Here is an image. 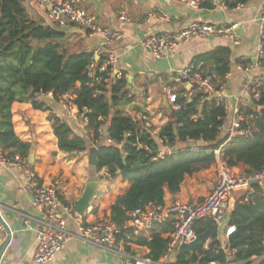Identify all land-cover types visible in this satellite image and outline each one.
<instances>
[{
  "label": "trees",
  "instance_id": "1",
  "mask_svg": "<svg viewBox=\"0 0 264 264\" xmlns=\"http://www.w3.org/2000/svg\"><path fill=\"white\" fill-rule=\"evenodd\" d=\"M221 1L233 8L250 0ZM202 4L212 6L210 1ZM230 56L229 47L216 46L194 56L190 63L200 65L201 77L210 76V86L217 89L231 70ZM103 59L96 60L92 52L70 50L64 33L34 17L24 0H0V152L28 160L35 146L34 162L29 166L41 167L44 176L50 165L64 170L58 152L81 156L94 150L96 169L107 173V195H114L108 205L109 218L123 225L129 212L149 203L162 205L165 189L177 192L185 175L216 161L213 150L225 138L218 132L224 114L212 102L201 101L208 95L202 88L187 100L182 97L186 89L179 85L174 88L179 108L171 109L166 124L153 132L139 115L124 113L123 105L131 100L124 77L105 88L107 72L99 71ZM235 61L241 65L250 62ZM259 62L264 65V57ZM260 91L258 100L240 106L245 136L221 150L220 159L234 173L250 175L264 168V78ZM49 92L55 102L65 94L71 97L70 112L86 120L83 132L71 127L41 97ZM101 127L104 131L100 134ZM187 140H202L203 148L192 151ZM168 147L173 152L160 156L162 148ZM73 187L76 192L71 193L70 204L81 193L80 185L73 183ZM245 195H240L230 211L229 223L236 231L229 238V246L236 252L228 259L264 264V188L254 186L246 200ZM192 227L196 239L177 247L175 263H226L213 221L199 219ZM169 231L170 226L161 228L133 242L146 247L147 258L156 261L167 244L162 233Z\"/></svg>",
  "mask_w": 264,
  "mask_h": 264
},
{
  "label": "crops",
  "instance_id": "2",
  "mask_svg": "<svg viewBox=\"0 0 264 264\" xmlns=\"http://www.w3.org/2000/svg\"><path fill=\"white\" fill-rule=\"evenodd\" d=\"M24 4L34 17L44 24H48L45 10L38 5L36 0H24ZM211 5V7L203 6V4L191 7L177 0H81L82 8L94 15L101 27L120 31L121 39L108 46L100 36L75 26L68 25L59 30L64 33L65 44L72 51L92 52L96 60L103 58L109 51L117 55L116 67L127 80L128 95L131 97V100L122 107L124 113L128 115H140L141 112L148 114L153 126L158 131L166 124L168 112L172 109L161 86L163 83L169 85L170 82L172 85L169 86L172 88L182 85L175 83L173 78L178 76L194 56L210 51L216 46H227L231 49V70L225 76V90L231 101L232 96L240 88L243 76V73L237 68L238 64L235 63V60L255 61L257 19L259 14L264 11V0H250L244 5H237L233 8L226 7L221 0ZM121 9L126 10V14L130 18L128 21L119 20ZM146 17H148L147 22H145ZM192 22L212 25L237 23L240 41L238 44H232L220 37L207 40L193 37L182 40L165 57L168 62L167 69H159L158 64L142 45L143 39L160 32L176 34ZM164 76L166 79L163 78ZM182 86L184 87V85ZM41 97L71 127L78 132H83L86 120L82 116L66 110L62 106L63 98L55 102L49 95L45 94ZM91 151L81 156L64 151L58 152L57 159L64 170H59L56 165H50L44 176L41 167H32L45 182L57 178L59 194L67 202L71 193L75 194L76 192L73 183L81 186L82 193L85 184L97 177L95 194L83 215V220L89 223L109 216L108 205L114 199V195L108 196L106 192V171L104 169L98 171L89 164ZM30 153L34 157L35 146ZM214 166L216 164L212 163L207 168L185 175L179 190L175 193H170L165 189L163 204H168L175 199L188 202L200 201L215 184L216 176L212 172ZM23 184L24 176L20 170L7 168L0 164V218L9 228L11 235L7 246L0 255V264H37L33 262V250L37 242V233L41 229L42 214L34 206L32 196L23 190ZM116 190L119 192L118 188ZM239 197V192L238 194L232 193L228 199V207L231 206V203L234 207ZM75 199L71 201L72 207ZM230 211L229 209L227 218L230 216ZM168 226V223H164L155 230L159 231ZM66 228L72 233L76 232V225L69 218L66 219ZM162 236L167 237L168 232L162 233ZM139 237H149V234ZM5 238L6 234L0 225V247ZM129 247L139 256L147 257L149 253L146 247L134 242ZM44 264H119V260L111 251L72 238L56 253L52 261Z\"/></svg>",
  "mask_w": 264,
  "mask_h": 264
},
{
  "label": "built area",
  "instance_id": "3",
  "mask_svg": "<svg viewBox=\"0 0 264 264\" xmlns=\"http://www.w3.org/2000/svg\"><path fill=\"white\" fill-rule=\"evenodd\" d=\"M177 1L191 7H198L206 0ZM210 1L213 4L216 2L215 0ZM36 2L45 10L48 24L57 29H63L68 25L75 26L88 33L100 36L108 46L113 45L122 37L120 31H112L101 27L96 17L82 8L81 0H36ZM118 18L122 22L130 19L125 9L120 10ZM147 21L148 17L145 19V22ZM193 37L203 40L220 37L232 44H238L240 41L237 23L212 25L203 22H192L176 34L169 32L151 34L143 39L142 45L157 63V61L168 56L180 41ZM263 57L264 11L259 14L257 19L255 61L248 62L245 65L238 64L237 68L243 73V76L240 88L232 96V101L229 100L230 96L226 93L225 80L217 89H214L209 83L210 76L201 77L200 65L194 67L193 63H189L179 72L177 77L173 78L175 83L184 85L186 90L182 94L183 98L191 100L193 94L202 88L208 95L202 98L201 101L208 100L212 102L215 106L220 107L224 114L218 132L225 135V138L217 149L213 150L216 157L214 162L216 164L215 184L198 202L175 199L162 205L149 203L143 208H135L129 212V219L123 225L112 222L109 216L102 217L92 223L85 222L83 216L77 214L70 203L64 202L60 198L57 178L45 182L37 171L29 166L28 160L20 158L18 155H7L0 152V164L7 168L18 169L23 173V190L32 196L34 206L42 214L41 229L37 233V242L33 250V262L44 264L52 261L56 253L70 239L76 238L82 242L111 251L117 256L119 264H176L174 256H172V254H175V249L180 245H188L196 239L192 227L193 223L199 219H211L216 228L218 248L227 255L224 264H240L239 261L228 259L236 252L235 249H231L229 246V238L235 233L236 228L235 225L229 223L230 216L227 218L229 211L228 199L233 192H240V195L246 194L244 196V200H246L249 194H253L254 186L264 188V168L250 175L234 173L220 159V154L226 145L237 138L245 136V131L241 125L243 116L240 106L252 99L258 100L261 97L260 85L261 80L264 78V65L259 61ZM117 61V55L110 51L106 52L103 63L99 67L100 72H107V78L104 79L105 88L124 77L117 70ZM93 70L94 65L91 64V75ZM161 89L171 108L178 109L179 105L176 103L174 88L163 83ZM46 95L51 96V93L49 92ZM62 98L64 99L62 106L70 111L71 97L65 94ZM139 116L146 128L151 129L153 132L157 131L148 114L141 112ZM99 131L101 134L104 128L101 127ZM127 135L126 133L125 137ZM107 142L113 143L111 139H107ZM159 142L161 143L162 140L159 139ZM187 142L192 151H199L204 145L202 140H187ZM172 152L173 150L170 147L162 148L159 155L164 156ZM251 182H254V185ZM67 218L75 223V233L68 231L66 228ZM164 223L169 224L170 231L168 232L164 253L158 260H151L131 251L129 246L136 237L143 234L150 235ZM262 256L264 257V253ZM209 264L217 263L210 262Z\"/></svg>",
  "mask_w": 264,
  "mask_h": 264
},
{
  "label": "water",
  "instance_id": "4",
  "mask_svg": "<svg viewBox=\"0 0 264 264\" xmlns=\"http://www.w3.org/2000/svg\"><path fill=\"white\" fill-rule=\"evenodd\" d=\"M217 2H219V0H216ZM167 60L165 58L157 61V64L159 66V69L161 70H166L167 69ZM28 161L29 163H33L34 161V157H33V154H29V157H28ZM89 164L90 166L96 168V165H97V159H96V153L94 150H92L90 153H89ZM102 178V176H100ZM97 181H98V178L97 177H94L92 180H89L85 186H84V189L81 193V195L75 199L73 201V210L83 216L86 209L88 208L89 206V203H90V200L91 198L94 196L95 194V191H96V188H97ZM251 184L254 185V182H251ZM234 207H233V203H231V206L229 207L230 210H232ZM0 225L1 227L3 228L5 234H6V238H5V241L4 243H2L1 247H0V255L2 254V252L4 251L5 247L7 246L9 240H10V230L9 228L6 226V224L1 220L0 218ZM172 256H174V254H172Z\"/></svg>",
  "mask_w": 264,
  "mask_h": 264
},
{
  "label": "rangeland",
  "instance_id": "5",
  "mask_svg": "<svg viewBox=\"0 0 264 264\" xmlns=\"http://www.w3.org/2000/svg\"><path fill=\"white\" fill-rule=\"evenodd\" d=\"M164 79H166V76H164L163 77ZM214 164V163H213ZM214 174H215V176H216V166H214V168H213V171H212ZM234 194H238V192H233ZM240 193V192H239Z\"/></svg>",
  "mask_w": 264,
  "mask_h": 264
}]
</instances>
